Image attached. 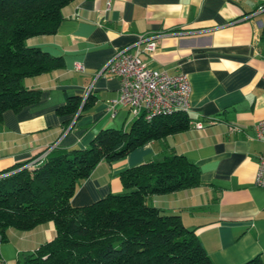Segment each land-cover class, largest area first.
Wrapping results in <instances>:
<instances>
[{
  "label": "crops",
  "instance_id": "1",
  "mask_svg": "<svg viewBox=\"0 0 264 264\" xmlns=\"http://www.w3.org/2000/svg\"><path fill=\"white\" fill-rule=\"evenodd\" d=\"M61 14L55 33L26 41L60 57L62 65L23 80L26 88L40 91L38 101L3 112L0 170L33 162L49 145L83 149L100 129L128 128V108L118 106L113 117L107 108L118 97L119 79L101 70L116 48L157 34L155 49L145 51L141 43L138 56L149 68L187 76L188 127L100 161L70 202L83 206L123 192L122 171L183 154L199 167L202 185L151 195L147 203L178 214L212 264H243L257 256L264 264V188L253 184L263 149L254 125L264 118V0H73ZM67 96L81 98L78 115L58 112ZM205 118L215 121L192 127L190 121ZM53 237L51 222L27 232L11 230L8 242L0 244V260L21 264L23 255Z\"/></svg>",
  "mask_w": 264,
  "mask_h": 264
},
{
  "label": "trees",
  "instance_id": "2",
  "mask_svg": "<svg viewBox=\"0 0 264 264\" xmlns=\"http://www.w3.org/2000/svg\"><path fill=\"white\" fill-rule=\"evenodd\" d=\"M72 1L0 0V121L5 110L38 101L40 91L26 88L25 78L62 65L60 57L26 41L55 33L61 9ZM80 102L79 96H67L58 112L77 114ZM188 122L180 110L150 121L141 116L126 129H100L86 148L53 149L30 166L28 160L0 170V244L8 242L11 230L27 232L51 222L53 239L23 255L21 264H212L178 214L146 201L202 185L199 167L183 154L173 152L122 171L123 192L83 206L70 202L100 161L119 159L151 140L183 131ZM243 264L263 262L257 256Z\"/></svg>",
  "mask_w": 264,
  "mask_h": 264
},
{
  "label": "built area",
  "instance_id": "3",
  "mask_svg": "<svg viewBox=\"0 0 264 264\" xmlns=\"http://www.w3.org/2000/svg\"><path fill=\"white\" fill-rule=\"evenodd\" d=\"M157 34L139 35L138 38L123 47L116 48L101 71H106L119 79L118 97L108 101V110L113 117L118 106L128 108L132 119L143 117L150 121L156 115L171 114L175 111L188 112L190 109L189 95L190 84L184 73L170 75L147 67L139 58L141 51L139 44L144 43L143 50L155 49ZM77 71H84L80 63H75ZM213 118L190 121L192 127L202 128L205 123H213ZM232 130H238L232 127ZM256 139L262 141L263 149L258 158L257 167L253 176V184L264 188V118L254 125ZM47 146L45 151L38 156L34 163L42 161L43 157L53 149Z\"/></svg>",
  "mask_w": 264,
  "mask_h": 264
},
{
  "label": "rangeland",
  "instance_id": "4",
  "mask_svg": "<svg viewBox=\"0 0 264 264\" xmlns=\"http://www.w3.org/2000/svg\"><path fill=\"white\" fill-rule=\"evenodd\" d=\"M30 163H32V162L30 161L28 164H30ZM28 164H27V165H28Z\"/></svg>",
  "mask_w": 264,
  "mask_h": 264
}]
</instances>
